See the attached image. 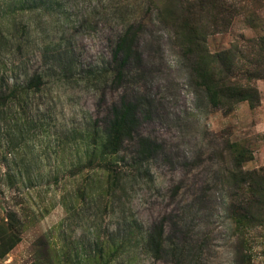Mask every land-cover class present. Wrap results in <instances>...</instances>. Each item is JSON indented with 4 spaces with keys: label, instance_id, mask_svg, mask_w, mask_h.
I'll return each mask as SVG.
<instances>
[{
    "label": "rangeland",
    "instance_id": "obj_1",
    "mask_svg": "<svg viewBox=\"0 0 264 264\" xmlns=\"http://www.w3.org/2000/svg\"><path fill=\"white\" fill-rule=\"evenodd\" d=\"M219 1L235 10L223 30L195 25L209 53L264 38V0ZM177 2L0 0V264H243L227 147L250 157L243 172L264 168V77L251 82L255 108L211 107ZM123 99L138 122L109 155L100 129ZM139 137L156 146L147 156ZM160 223L155 261L147 239ZM248 237L249 264H264V225Z\"/></svg>",
    "mask_w": 264,
    "mask_h": 264
},
{
    "label": "trees",
    "instance_id": "obj_2",
    "mask_svg": "<svg viewBox=\"0 0 264 264\" xmlns=\"http://www.w3.org/2000/svg\"><path fill=\"white\" fill-rule=\"evenodd\" d=\"M177 5L183 27L191 32H188L185 50L194 59L192 82L203 91L209 105L225 113L230 112L242 101L247 102L250 108L258 106V94L251 82L253 79L264 77V38L247 40L234 45L226 52L211 54L204 44L207 30L214 31L216 28L223 30L226 21L230 20L235 10L219 0H178ZM201 20L211 21L207 24L209 29L198 33L195 25L201 23ZM216 20L220 23L217 24ZM127 33L117 38L115 43L114 57L119 60L120 66L132 57L131 39H128ZM246 64L253 68L248 69ZM238 76L240 77L237 78ZM115 79L116 82L119 81V73ZM137 122L136 107L133 103H127L123 99L112 106L108 126L100 129L102 150L109 155H116L123 142L133 138ZM138 141L143 149L140 151L143 156H147L154 147L156 148L147 138L139 137ZM227 151L234 155L233 166L236 174L233 175L232 172L230 180L233 181V186L240 188L243 200L240 207L230 204L228 211L232 228L238 232V261L249 264V256L245 253L249 232L264 225V168L243 172L240 170V163L250 160V157L246 156V151L233 145L227 147ZM103 169L112 174L115 172L110 164H106ZM147 246L151 257L155 261L159 260L163 251L161 223L150 232Z\"/></svg>",
    "mask_w": 264,
    "mask_h": 264
}]
</instances>
